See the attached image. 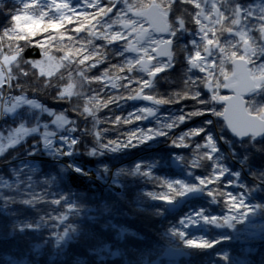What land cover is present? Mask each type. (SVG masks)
I'll list each match as a JSON object with an SVG mask.
<instances>
[{
  "label": "snow or ice",
  "instance_id": "1",
  "mask_svg": "<svg viewBox=\"0 0 264 264\" xmlns=\"http://www.w3.org/2000/svg\"><path fill=\"white\" fill-rule=\"evenodd\" d=\"M4 2L0 0V11H3ZM12 4L7 17L9 23L0 27V121H3L0 124V156L7 149L23 144L27 157L38 154L47 157L55 163L56 170L42 172L45 179L39 184L33 182V175L40 171L36 160L26 159L9 167L10 175L0 173V216L10 221L7 232H0V241L13 240L17 234L24 235L29 231L36 233L37 237L45 233L41 239L30 243L29 249L21 256L12 251L0 252V264H39L49 246L52 251L48 264H57L67 259L70 246L79 242L81 236L93 243L86 248L87 256H75L72 264H88L89 257L94 258L95 264H108L116 256L124 257L125 264H180L182 258L188 264L200 254L190 250L211 249L225 240H235L242 245L247 243L248 236L243 230L236 236L224 232L210 238L208 234L211 228L233 229L237 222L246 219L251 222L252 215L264 217V201L256 199L257 194H264V167L255 166L257 159H264V100H257L258 96H264V59H261L264 57V0H76L75 3L73 0H12ZM82 32L94 39H81L79 34ZM45 33L51 34L44 36ZM155 33H166L168 38L158 39ZM38 34L43 36L42 40L35 39ZM94 40L105 43L97 46ZM57 41L72 43L57 44ZM118 42L125 43L114 55L124 60L89 76L92 69L107 60L101 49ZM34 44L42 49L43 60L23 57L25 48ZM53 48L62 55H51ZM176 52L183 53L186 65L184 88L165 97L158 92L156 77L175 67ZM127 54H134V59H129ZM53 64L55 71L51 70ZM228 65L232 66L231 71ZM60 69L65 71L53 80V75ZM125 71L124 76L116 74ZM133 71L137 75L133 76ZM110 72H113L112 76H109ZM30 74L37 80L44 78L41 91L54 89L53 99L70 107L54 110L38 99L30 98L24 91L11 95L14 88L24 87L19 81ZM63 80L67 82L59 83ZM115 80L126 83L118 85ZM13 81H16L15 85ZM107 81H113L111 88L123 87L128 94L109 93L106 99H101L109 87ZM93 83L103 87L91 88ZM133 84L136 87H132ZM86 86L87 91L84 90ZM205 88L211 95L200 99ZM219 88H232L235 95L220 96ZM242 88L251 94L249 100L243 99ZM183 99H193L201 105L225 102L228 108L222 112L210 107L189 111L181 108L171 118L157 115L158 106L179 103ZM128 100H144L150 104L138 106L123 119L106 116L104 120L117 125L151 117L155 127H138L130 130L124 138L108 139L104 133L109 129H98L101 120L97 112L110 104L119 107L121 101ZM69 112L77 113L84 120L91 117V128L87 124L79 125L77 120L69 117ZM205 113L223 117L227 121L225 128L235 139L226 135L224 130L220 134L211 130L208 127L214 123L211 119L203 121L201 127L169 137L173 147L193 148L187 168H201L204 167L203 161L210 162L206 174L193 176L192 180L155 176V161H137L131 168L120 167L113 171L107 163L98 164L94 169L85 168L76 159L81 154L99 158L139 148L158 137H168L174 127ZM201 134L203 143L193 146L190 138ZM88 135L94 137L90 147L86 142L81 143ZM29 138H33L30 145ZM77 145L84 149L83 153ZM221 145H226V149ZM65 157L71 159L64 161ZM16 158L12 157L13 160ZM175 160L183 161L184 157L176 154ZM228 160L235 161L239 170L230 167L226 163ZM71 172L89 178L95 172L96 179L116 197V201L102 200L95 211L83 208L78 195L59 187ZM244 175L252 177L254 183L248 184L241 178ZM121 177L141 178L155 184L158 190L147 192L146 196L166 205L151 209L157 217L173 212L181 201L187 203L205 195L211 198L212 204H224L228 214L213 215L205 207L193 208L171 223L162 234L168 244L155 249L128 248L127 237H141L115 223L120 215H128L117 207V201L124 196L125 185ZM53 184L57 186L56 192L50 191ZM38 187L40 191H37ZM225 188H240L242 191L233 193ZM39 204L55 207L45 212L37 207ZM135 204V211L146 210L141 201L137 200ZM23 209L43 214L22 218ZM81 216L93 224L102 217L111 218L100 225L97 233L85 228ZM52 221L55 223H50ZM59 226L62 227L57 230ZM109 232L110 239L103 234ZM261 232L264 233V226ZM170 244L175 246H168ZM130 251L137 252L134 262L126 258ZM241 251L250 255L253 249L242 246ZM220 255L213 254L214 257ZM222 259L230 260L227 252L222 253ZM234 264H245V261L235 260Z\"/></svg>",
  "mask_w": 264,
  "mask_h": 264
},
{
  "label": "trees",
  "instance_id": "2",
  "mask_svg": "<svg viewBox=\"0 0 264 264\" xmlns=\"http://www.w3.org/2000/svg\"><path fill=\"white\" fill-rule=\"evenodd\" d=\"M74 3L76 1H73ZM3 11H0V27L6 26L9 21L7 19L8 15L10 14L9 10L12 9L13 4L12 0H5L2 5ZM121 7V5H118ZM187 7V6H186ZM81 11H88L93 12L95 9H81ZM51 15V14H50ZM115 15V13H113ZM82 19V18H81ZM169 20H171V16H169ZM68 28L73 27V25H66ZM189 27H193L192 25H188ZM145 27H148L145 24ZM51 33H45L44 36L49 35ZM72 35H76L75 33H71ZM80 38L83 40L87 39H94L92 37L86 36L85 33H80ZM158 39H167L168 37H160L159 35L155 34ZM36 40H42V35H37ZM130 39H132L130 37ZM23 43V42H21ZM46 43H52L51 41H46ZM62 43H69V41H57V44ZM95 45L99 46L104 44V41L101 40H94ZM125 42H118L113 43L111 45H105L101 51L107 57V60L100 64L97 68L92 69L88 75L94 76L99 74L102 70L107 69L110 64L115 65L120 63L124 60L123 57H119L114 55L117 48L122 46ZM173 50L175 51V41L173 42ZM51 55L59 57L62 55L61 52L56 51L55 48L52 49ZM129 59H134V54H127ZM23 57L26 60H43L44 57L42 56V49L38 46L26 47L23 53ZM264 59V57H261ZM155 63V61H153ZM231 65H228L229 70L231 71ZM251 67V65H249ZM185 69L186 65L183 60V53L176 52L175 55V67L169 69L165 72L159 73L156 77L157 81V89L160 95L167 97L171 92L174 90H180L184 88V76H185ZM49 70L46 68V71ZM55 71L54 64L52 69ZM36 71V70H34ZM64 69H60L59 72H55L52 79L56 80V78L60 75L61 72H64ZM116 71V70H113ZM119 76H124L127 74V71L120 73L116 72ZM113 72L109 73V76H112ZM133 76L137 75L135 71L132 73ZM202 75V74H201ZM75 79H79L73 73ZM164 78V79H162ZM44 78L40 77L39 80L35 78L34 75L30 74L28 77H22L19 81L21 84L24 85L22 89L14 88L11 90V95H18L21 91L26 92V94L30 98H36L40 102L44 103L45 105L49 106L54 110H59L61 108H68L70 105L66 103H58L53 99V92L54 89L49 88L48 90L41 91L40 86L42 85ZM67 80L59 81V83L63 84L66 83ZM113 81H107L109 87L104 90L101 99H106L109 93L113 95H120L124 94L125 96L128 94L127 90L123 87L119 89L111 88V83ZM115 83L118 85H123L126 83L124 80H115ZM16 81H13L15 85ZM91 88L100 89L103 85L99 83H93ZM132 87H136L135 84ZM231 88H219L217 92L220 96H229L231 97ZM85 91L88 90V86L85 87ZM148 91V90H146ZM90 95L92 93H89ZM211 93L205 88L202 90V94L200 99H207ZM251 98L248 97L245 100H249ZM76 98H74L75 100ZM257 100H264V96H258ZM224 102L214 101L209 105H201L198 104L196 100L193 99H183L180 100L179 103H170L158 106V116H167L171 118L173 115L178 114L179 110L183 108L185 111L192 110L193 108H214L217 111H224L223 107ZM150 102L144 100H128V101H121L119 107L115 104H110L108 107H102L97 112V117L101 120V123L98 126V129H109L107 132L104 133L108 139L115 140L118 136L124 138L128 134H130V130L136 128H147V127H155L153 121L154 118H148L146 120H133L132 123H120L117 125H113L108 123L104 120L106 116H110L113 119L116 116H120L122 119L123 117L127 116L128 113L132 112L138 106H146L149 105ZM69 117L72 119L77 120V123L81 126L87 124L89 128H91V117L88 120H84L82 116H78L75 112H69ZM44 119H48L44 117ZM211 119L214 123L212 126H208L211 130L215 131L217 134H220L222 130H224L225 134L227 135L226 129L222 122V117H217L211 115L210 113H205L204 115L194 116L191 120H186L184 123L180 124L179 127H174L171 132L169 133L168 137H158L153 141H149L148 144L141 145L139 148L135 149H125L123 152H118L115 154H108L103 157L99 158H90L86 155L81 154L77 157V161L81 163L85 168L91 167L96 168L98 164L107 163L109 164L110 168L115 171L120 167L131 168L137 161H147V162H157V167L153 169V174L157 177L168 178V179H185V180H192L193 176H201L206 174L208 164L207 160L203 161L204 167L189 169L186 167V164L191 161L193 156V148L192 147H173L171 145V140L169 137H174L179 135L182 131H186L188 129L198 128L202 126V122L205 120ZM3 124V121L0 123ZM5 127H7L5 125ZM79 134V133H77ZM33 138L28 139L29 145L32 143ZM191 144L194 146L196 143H203V134L200 136L191 137ZM87 143V146H91L94 142V137L92 135H88L82 140L83 143ZM188 141L186 140V143ZM149 144L152 145L149 148ZM77 147H81L77 145ZM222 149H226V145H221ZM84 149L81 147V153H83ZM201 151H205L201 149ZM181 154L184 157L183 161H176L175 155ZM13 156L17 158L15 160L12 159ZM36 160L39 163L36 165L40 171H37L33 175V182L39 184V181L45 179L42 175L43 173H47L50 170L55 171L56 165L51 164L48 161L47 157H43L41 155H37L35 157H27L25 154V147L23 144L9 148L5 152L3 156H0V173L4 175H10L9 167H13L24 160ZM230 167L235 170H239V166L235 161L228 160L226 161ZM256 167H264V159H257ZM191 172L192 175H188ZM93 174L96 176L95 172ZM245 179L248 184H253L254 181L252 177H247L246 175L241 177ZM124 181V196L121 198L120 201H117V207L120 212H126L128 215H120L119 218L115 219V223L118 225H123L129 228L131 231H135L139 234L141 238H133L127 237L126 238V247L136 249V250H144V249H155L160 246H164L168 244L166 238L162 235L170 226L171 223H174L179 217H181L186 211H190L193 208H200L205 207L208 209L210 214L213 215H227V209L224 204H212L210 203L211 198L205 196L199 197L195 200L188 201L184 203L183 208L176 214L165 213L163 217H157L153 215L151 209L155 207H166L163 201H152L149 197L146 196L147 192L157 191V187L153 182H144L141 178H133V177H121ZM225 179H229V177H225ZM60 189L68 192L71 190L72 193L78 195L81 200L78 201L81 203V206L85 209L95 211V209L99 206L102 200H107L110 203L116 201V197H114L111 193H109L106 188L101 187L97 183L92 180H86L78 178L77 176L73 175L72 172L69 173L65 181L59 185ZM215 187V185L213 186ZM41 189L38 187L37 191ZM225 191H232L233 193H239L242 191L240 188H225ZM51 192L57 191V186L53 184L50 189ZM51 199V196H49ZM257 201H264V194H257L256 196ZM142 202V208L146 210L135 211L136 208L135 201ZM20 207V206H17ZM40 209H43L45 212L50 211L54 208V205H47V204H39L37 206ZM63 209V204L60 206V210ZM43 213H36L33 212L31 209H23L21 212V217H32L35 218L37 215ZM56 215L55 212L52 213ZM111 217H102L98 222L95 224L88 222L87 220L83 219L81 216L80 220L83 221L85 228L88 231L93 232H100V225L103 224L107 219ZM251 222L246 219L242 222H237L234 225L233 229H215L211 228L209 231V237L214 238L219 233H228L232 236H236L241 234L240 230H243V233L248 236V242L245 244H241L235 240H225L220 244H217L214 248L206 249V250H190L196 251L200 254L194 256L188 264H234L235 260H242L245 261V264H264V233L261 232V227L264 226V217L260 215H252L250 218ZM80 222V221H77ZM10 221L3 216H0V232H7V225ZM50 223H55L52 221ZM62 226H59L57 230ZM45 233L42 232L40 237H37L36 233L34 232H26L24 235H19L15 237L13 240L8 241H0V252H7L12 251L14 255L21 256L24 252L29 249V245L32 242L41 239ZM109 239L111 238V233H103ZM93 241L87 239L86 236H81L79 242L70 246L69 255L66 260L60 262L58 261L57 264H72V260L75 256H87L86 248L90 246ZM170 247H174L175 244L168 245ZM243 247H251L253 249L252 253L246 254L241 251ZM115 250V249H114ZM51 247L45 250L44 256L40 259L39 264H48V256L51 254ZM227 252L230 257L229 261H224L222 259V253ZM214 253H220V256H213ZM127 260L128 261H136L137 259V252L130 251L127 252ZM88 264H95L94 258H88ZM108 264H125V258L121 256L113 257ZM180 264H185V260L183 259Z\"/></svg>",
  "mask_w": 264,
  "mask_h": 264
},
{
  "label": "water",
  "instance_id": "3",
  "mask_svg": "<svg viewBox=\"0 0 264 264\" xmlns=\"http://www.w3.org/2000/svg\"><path fill=\"white\" fill-rule=\"evenodd\" d=\"M73 1H76V0H73ZM155 34H157V35H159L160 37H162V38H164V37H166L167 36V34L166 33H155ZM160 59H166V57H161ZM241 91H242V95H243V99L245 100L247 97H249L251 94L250 93H247V92H244L243 91V88L241 89ZM231 93H232V96H234L235 95V92L233 91V89L231 88ZM223 107H224V110L226 109V108H228V104L227 103H223ZM222 122H223V124H224V126L226 125V123H227V121L226 120H224V118L222 117ZM226 129V128H225ZM226 132H227V134H228V136L229 137H232V133L230 132V130H227L226 129ZM233 139H235L234 137H232ZM76 174V173H75ZM96 177V176H95ZM84 179H86L85 177H83ZM95 183H97L98 185H100L101 187H103V188H106L105 187V185L104 184H102L101 182H99L97 179H94L93 180ZM183 206H184V203H181V205L180 206H177V208L173 211V212H171V214H176V213H178L182 208H183ZM170 207V206H169ZM183 260V258L180 260V262Z\"/></svg>",
  "mask_w": 264,
  "mask_h": 264
},
{
  "label": "rangeland",
  "instance_id": "4",
  "mask_svg": "<svg viewBox=\"0 0 264 264\" xmlns=\"http://www.w3.org/2000/svg\"><path fill=\"white\" fill-rule=\"evenodd\" d=\"M230 91H231V89H230ZM232 94V93H231ZM251 96V95H250ZM249 96V97H250ZM46 118H48V117H46ZM224 125V124H223ZM225 127V126H224ZM228 135V134H227ZM68 159H71V158H69V157H65L64 158V161H66V160H68ZM48 161L51 163V164H55L53 161H51L50 159H48ZM64 161H61V163H63ZM73 175H75V176H77L78 178H81V177H79L77 174H74V173H72ZM93 174V173H92ZM94 175V174H93ZM86 178V180H94V178H89V177H85ZM82 179V178H81ZM84 179V178H83ZM117 191H120V189H117Z\"/></svg>",
  "mask_w": 264,
  "mask_h": 264
},
{
  "label": "bare ground",
  "instance_id": "5",
  "mask_svg": "<svg viewBox=\"0 0 264 264\" xmlns=\"http://www.w3.org/2000/svg\"><path fill=\"white\" fill-rule=\"evenodd\" d=\"M231 97H232V94H231ZM248 98V97H247ZM74 173V172H73ZM75 174V173H74ZM78 175V174H77ZM79 177H81V178H83V176H80V175H78ZM90 178H94V179H96V177H95V175H91V177Z\"/></svg>",
  "mask_w": 264,
  "mask_h": 264
},
{
  "label": "built area",
  "instance_id": "6",
  "mask_svg": "<svg viewBox=\"0 0 264 264\" xmlns=\"http://www.w3.org/2000/svg\"><path fill=\"white\" fill-rule=\"evenodd\" d=\"M2 121H0V123H1Z\"/></svg>",
  "mask_w": 264,
  "mask_h": 264
}]
</instances>
